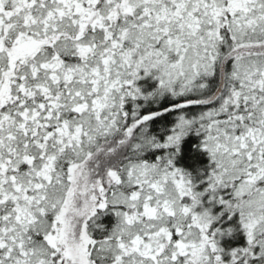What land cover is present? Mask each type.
<instances>
[{"label":"snow or ice","instance_id":"1","mask_svg":"<svg viewBox=\"0 0 264 264\" xmlns=\"http://www.w3.org/2000/svg\"><path fill=\"white\" fill-rule=\"evenodd\" d=\"M0 264H264V0H0Z\"/></svg>","mask_w":264,"mask_h":264}]
</instances>
